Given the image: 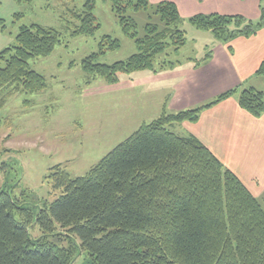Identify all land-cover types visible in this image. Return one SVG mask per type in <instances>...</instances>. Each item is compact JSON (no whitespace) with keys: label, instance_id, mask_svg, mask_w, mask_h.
<instances>
[{"label":"trees","instance_id":"obj_1","mask_svg":"<svg viewBox=\"0 0 264 264\" xmlns=\"http://www.w3.org/2000/svg\"><path fill=\"white\" fill-rule=\"evenodd\" d=\"M102 1L110 3L136 51L124 60L101 62V56L121 45L118 38L103 35L98 49L81 59L86 82L100 77L116 84L121 74L156 72L178 63L170 56L187 38L174 1ZM95 6L96 0H84L70 36L99 31ZM139 11L148 13L141 27L130 14ZM188 21L229 43L264 27V0L257 20L197 13ZM62 37L54 27L21 25L15 43L0 51V91L45 90L47 81L31 68L30 60L51 54ZM255 75L264 78V59ZM234 94L253 117L264 113V93L252 87L228 90L175 113L163 108L85 175L71 177L54 166L47 178L57 196L41 208L27 206L25 196H14L7 187L0 189V264H71L80 251L88 256L87 264H264V208L259 199L199 139L174 131L175 124L196 122L202 110ZM35 228L38 235L31 233Z\"/></svg>","mask_w":264,"mask_h":264},{"label":"rangeland","instance_id":"obj_2","mask_svg":"<svg viewBox=\"0 0 264 264\" xmlns=\"http://www.w3.org/2000/svg\"><path fill=\"white\" fill-rule=\"evenodd\" d=\"M149 1L156 4L162 0ZM83 2L0 0V51L15 43L21 25L37 23L54 27L63 35L62 43L51 54L30 60L31 68L45 77V90L14 93L7 88L0 91V99H4L0 109V189L7 187L14 196H25L27 206L41 208L57 196L47 178L54 166L59 165L71 177L85 175L141 124L157 118L164 110V96L169 94L148 80L152 72L167 68L147 71L149 74L144 71L121 74L116 84H108L100 77L86 82L81 59L98 49L103 35L118 38L121 45L101 56V62L124 60L136 48L122 33L110 3L102 0H96L94 10L99 31L94 36H70L69 31L79 24L74 14L82 12ZM130 14L139 27L148 21L145 11ZM180 15L187 42L170 59L185 66L194 64L189 59L199 56L201 63L204 54L211 51L208 39L214 37L209 31L191 26L188 14ZM218 64L219 69H211L210 74L215 79L227 77L226 67L221 68V62ZM189 108L194 106L186 109ZM259 198L264 208V195ZM31 233L38 235L40 231L35 228ZM87 258L80 251L71 264H87Z\"/></svg>","mask_w":264,"mask_h":264},{"label":"crops","instance_id":"obj_3","mask_svg":"<svg viewBox=\"0 0 264 264\" xmlns=\"http://www.w3.org/2000/svg\"><path fill=\"white\" fill-rule=\"evenodd\" d=\"M171 1L177 4L180 14L189 16L197 13L240 14L251 20L260 16L261 0ZM208 42L211 51L204 54L201 63L199 56H195L194 60L189 59L194 64L190 62L183 66L178 62L157 73L144 71L149 74L148 80L152 84H159L158 89L169 91V96H164L162 110L174 113L203 105L232 89L240 91L252 87L264 93V78L255 75L264 59V27L252 36H240L229 43L212 37ZM207 44L203 42L206 47ZM219 62L221 68L226 67L228 75L215 79L210 71L219 69ZM237 94L202 110L196 122H183L174 128L175 132L183 133L181 135L199 139L260 199L264 195V113L253 117L240 107Z\"/></svg>","mask_w":264,"mask_h":264}]
</instances>
